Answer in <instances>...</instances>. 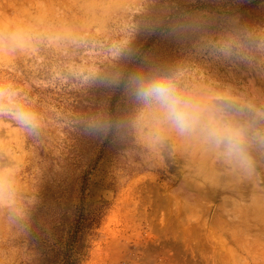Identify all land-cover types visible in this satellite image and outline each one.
<instances>
[{
  "label": "rangeland",
  "instance_id": "374dc122",
  "mask_svg": "<svg viewBox=\"0 0 264 264\" xmlns=\"http://www.w3.org/2000/svg\"><path fill=\"white\" fill-rule=\"evenodd\" d=\"M198 1L0 0V264H264V0Z\"/></svg>",
  "mask_w": 264,
  "mask_h": 264
},
{
  "label": "trees",
  "instance_id": "16d2710c",
  "mask_svg": "<svg viewBox=\"0 0 264 264\" xmlns=\"http://www.w3.org/2000/svg\"><path fill=\"white\" fill-rule=\"evenodd\" d=\"M198 6L196 7H192V12L194 11H198V13H192L191 16L193 18L194 21L201 19H205L207 17H212L213 24H211V26L213 25H217L218 28H212L209 31V35L207 33H203V32H196L195 30V34L192 35V43L190 45H194L196 44L197 41H200L202 39H205L207 37H210L213 39V41H215L214 39L216 37H219V33H220V28L221 27H226L229 23L231 22H239L238 26L241 25V23L243 22V18H242V11H240L239 9H235L233 10V8H230L228 11H223V10H217V8H210L209 10H205V6L203 5V2H201L200 0L198 1ZM177 10L181 15H184V17L187 15V12H190L188 10H185V6L181 5V6H177ZM183 9V10H181ZM240 11V12H238ZM173 16L169 17V19H172ZM184 20H182L181 22H183ZM191 24V23H190ZM177 30V28H176ZM156 33H163V37L161 36V38H163L162 40H160L159 42L155 40V34ZM170 32L168 30H165L164 28H154L151 31L148 32V34L145 36V38L142 40L144 42H140V52H141V56L139 58L136 59L135 62L132 63V61L134 59H131L130 61V66L128 68H131L133 66L140 67L142 69H144L146 67V63L147 61L150 59L151 62L154 61V59L161 53V48L160 46L163 45V41L165 39H167V37L169 36ZM176 34H180V31L177 30ZM178 40H180L181 42H183V39L181 38V36H178ZM202 44H208L209 45V50L212 49L213 47V42L211 40H203L202 42H200ZM187 49H189V47H184L181 51L185 52ZM127 68V69H128ZM126 72V71H125ZM132 71L129 72V75H131ZM62 230H56V232L54 231V233H56L57 235L61 234ZM41 239L38 240V242ZM60 260L59 258H55V261H52L51 264H60ZM62 264H74L72 260H66L64 261Z\"/></svg>",
  "mask_w": 264,
  "mask_h": 264
},
{
  "label": "clouds",
  "instance_id": "9594fccd",
  "mask_svg": "<svg viewBox=\"0 0 264 264\" xmlns=\"http://www.w3.org/2000/svg\"><path fill=\"white\" fill-rule=\"evenodd\" d=\"M170 88L163 83L152 84L144 90L145 95L156 94L161 99H170L169 97ZM181 102L178 99H172V114L174 119L184 124L187 122L189 116L186 111L180 106ZM21 119H25L23 114H20Z\"/></svg>",
  "mask_w": 264,
  "mask_h": 264
},
{
  "label": "bare ground",
  "instance_id": "6f19581e",
  "mask_svg": "<svg viewBox=\"0 0 264 264\" xmlns=\"http://www.w3.org/2000/svg\"><path fill=\"white\" fill-rule=\"evenodd\" d=\"M118 1L120 0H109V4L110 5H115ZM94 4V2H93ZM199 102V105L202 103L201 99L199 100H196V103ZM188 131H191V130H188ZM186 134H183V136L181 138H179L180 141H182L183 144H185L190 138L189 135H191V132L188 133V132H185ZM191 142H193V140L191 139ZM198 152L196 151L195 154H197ZM177 220H182V219H185V217H183L180 212L177 213L176 217H175Z\"/></svg>",
  "mask_w": 264,
  "mask_h": 264
}]
</instances>
